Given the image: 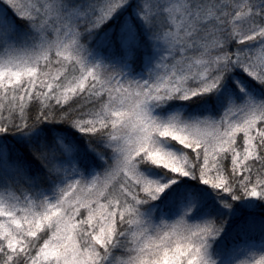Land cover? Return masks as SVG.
<instances>
[{
  "label": "snow or ice",
  "instance_id": "1",
  "mask_svg": "<svg viewBox=\"0 0 264 264\" xmlns=\"http://www.w3.org/2000/svg\"><path fill=\"white\" fill-rule=\"evenodd\" d=\"M0 264H264V0H0Z\"/></svg>",
  "mask_w": 264,
  "mask_h": 264
},
{
  "label": "trees",
  "instance_id": "2",
  "mask_svg": "<svg viewBox=\"0 0 264 264\" xmlns=\"http://www.w3.org/2000/svg\"><path fill=\"white\" fill-rule=\"evenodd\" d=\"M11 138V137H10Z\"/></svg>",
  "mask_w": 264,
  "mask_h": 264
}]
</instances>
